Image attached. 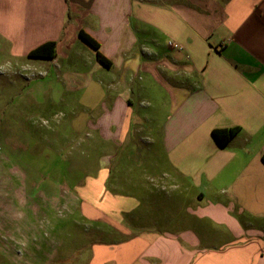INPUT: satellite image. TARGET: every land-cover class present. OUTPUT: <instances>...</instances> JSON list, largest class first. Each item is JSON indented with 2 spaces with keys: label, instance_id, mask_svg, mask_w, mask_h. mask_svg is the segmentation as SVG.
<instances>
[{
  "label": "crops",
  "instance_id": "obj_1",
  "mask_svg": "<svg viewBox=\"0 0 264 264\" xmlns=\"http://www.w3.org/2000/svg\"><path fill=\"white\" fill-rule=\"evenodd\" d=\"M81 30L112 91L91 123L106 157L73 186L86 264H264V0H0V60L56 42L36 61L59 70Z\"/></svg>",
  "mask_w": 264,
  "mask_h": 264
},
{
  "label": "rangeland",
  "instance_id": "obj_2",
  "mask_svg": "<svg viewBox=\"0 0 264 264\" xmlns=\"http://www.w3.org/2000/svg\"><path fill=\"white\" fill-rule=\"evenodd\" d=\"M86 49L59 70L0 60V264H86L98 244L73 186L96 178L104 155L91 123L112 91L101 72L87 75Z\"/></svg>",
  "mask_w": 264,
  "mask_h": 264
},
{
  "label": "trees",
  "instance_id": "obj_3",
  "mask_svg": "<svg viewBox=\"0 0 264 264\" xmlns=\"http://www.w3.org/2000/svg\"><path fill=\"white\" fill-rule=\"evenodd\" d=\"M80 39L86 43L96 55V59L105 67H110L111 62L101 53L100 44L84 30L79 31ZM57 56V43L48 42L32 50L28 57L31 59H54ZM240 128L214 130L212 137L221 147H226L239 133Z\"/></svg>",
  "mask_w": 264,
  "mask_h": 264
}]
</instances>
